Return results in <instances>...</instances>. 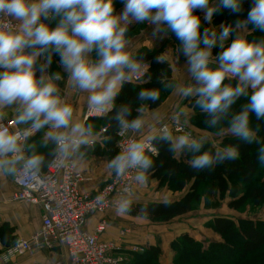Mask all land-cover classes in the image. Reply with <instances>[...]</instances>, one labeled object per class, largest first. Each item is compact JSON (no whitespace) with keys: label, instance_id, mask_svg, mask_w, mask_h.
<instances>
[{"label":"clouds","instance_id":"clouds-1","mask_svg":"<svg viewBox=\"0 0 264 264\" xmlns=\"http://www.w3.org/2000/svg\"><path fill=\"white\" fill-rule=\"evenodd\" d=\"M121 3L123 8L117 13L114 0H0V15L19 22L0 25V110L14 105L18 109L14 121L17 130L0 122V174H12L20 163L26 171L40 168L44 155L34 152L26 157L24 152L27 141L42 130H46L42 144L52 145L49 154L62 159L89 144L94 126L73 123V108L62 102L56 84L46 81L44 74L51 67L53 56H59V64L74 86L90 93L89 111L101 115L111 111L124 84L146 70L143 57L134 59L125 50V35L134 23L147 22L153 26L154 35L167 36L170 32L179 41L180 56L194 81V85L180 88L179 92L184 98H194V106L205 114L208 128L249 145L259 143L250 127V116L264 120V39L249 41L240 35V29L251 25L253 30L264 33V0H251L246 17L222 23L219 33L202 30V22L211 24L222 11L239 17L244 11V0H217L215 4L210 0ZM216 47L220 51L213 56ZM93 52L96 59L91 58ZM45 54V63H38V57ZM155 62L163 63L164 57H156ZM212 63L217 66L210 67ZM54 79L59 81L60 74L56 73ZM229 79L236 80L235 86L225 83ZM160 83L165 88L173 87L163 79ZM159 95L157 89H142L137 99L156 103ZM241 97H247L248 102L239 112L232 113V106ZM144 111L143 106L137 108L138 115L129 119L132 110L122 104L115 108L112 120L121 134L138 132L144 125ZM180 115L182 112L174 119ZM225 120L228 127H219ZM208 139L186 130L173 136L164 125L158 134L128 143L107 167L117 180L135 170V182L146 184L147 173L154 168L147 152L158 154L153 141L166 143L169 152L191 154L188 163L195 170H211L215 164L238 158L233 145L209 151ZM257 160L264 163V144L258 148ZM124 191L126 195L117 202L119 215L132 211L133 193L129 188ZM103 200V195L97 197L98 203ZM140 211L146 214L147 206Z\"/></svg>","mask_w":264,"mask_h":264},{"label":"trees","instance_id":"trees-1","mask_svg":"<svg viewBox=\"0 0 264 264\" xmlns=\"http://www.w3.org/2000/svg\"><path fill=\"white\" fill-rule=\"evenodd\" d=\"M250 2L251 0L246 1L244 11L239 17L231 15L226 11L217 13L214 16L215 23L219 25L222 23H234L236 19L245 18L250 7ZM249 27L252 30L246 37L249 41L264 39V33L253 30L251 25ZM201 29L203 30L202 27ZM171 38L180 47L179 41L176 40L173 34H171ZM219 51L220 49L218 47L214 48L213 56L217 55ZM163 52L164 47L155 49L144 47L135 54L134 59L143 57V62L148 64L146 74L138 81L131 80L124 84L111 111L102 116L89 117L86 120L85 123H91L94 126V133L100 132L103 127H106V132L101 134V142H95L93 146L82 147L81 151H83L84 155L108 156L112 159L118 154L116 147L118 129L112 120V116L115 114V108H118L122 104L129 106L132 110V117L129 118L131 119L138 115L137 108L144 107L145 111L142 114L143 116L145 112L161 106L167 99L175 86V81L172 78L170 63L166 59H164L163 63L155 62V58L161 57ZM180 59L183 60L184 57L181 55ZM216 66V63L210 64L212 68ZM149 77H151V80H149ZM161 79L167 83H171L173 87L165 88L160 83ZM225 83L235 86L236 80L229 79ZM142 89H157L160 94L159 100L156 103L138 100L137 94ZM193 101L194 98H185L183 102V105L194 111V114L189 118L191 124L193 123V125H197L208 131L216 130L206 126L205 114L198 107L194 106ZM247 102V97H241L232 106L231 112H239L241 107ZM222 126H228L227 120L222 121L219 127ZM250 127L256 133L259 143L249 145L232 135L224 136L217 145L208 141L206 148L209 151H215L217 147L222 148L226 145H233L239 153L237 159L226 160L223 163L215 164L211 170L192 169L188 163L191 154L182 155L169 152L166 143L153 141L158 154L155 156L148 154L154 161V168L147 173V182L150 183L155 180L157 181L158 189L166 187L170 191L184 192V194L178 199L168 201L132 202V211L129 213L134 216L146 218L152 222H169L192 212L196 205L202 201L203 195L207 191L210 198L216 197L217 195L221 197L226 191H229L231 200L228 205L235 210L242 209L248 203L263 205L264 163H260L257 160V155L258 148L261 144H264V120L258 121L254 114H252L250 116ZM172 134L174 135L175 133ZM26 151L28 156H31L27 144ZM39 152V154L44 155V162L40 168L45 170L53 158V155L49 154L52 152V145L41 149ZM240 185L244 186L245 189L240 191ZM143 206H147L146 214L140 211ZM207 226L219 234L223 238V241H199L189 232L181 233L177 235L173 242V246L177 251L174 259L175 264L180 260L179 258L191 259L194 256L205 264H264V220L254 221L250 218L236 220L231 217L219 215L209 219ZM17 239L15 228L9 223L0 222V241L2 245L9 247ZM206 243L207 245L204 246ZM2 251L3 249L0 248V254ZM143 251L136 254V260L134 262L127 261L121 264L160 263L159 258L162 251L159 246H145Z\"/></svg>","mask_w":264,"mask_h":264},{"label":"crops","instance_id":"crops-1","mask_svg":"<svg viewBox=\"0 0 264 264\" xmlns=\"http://www.w3.org/2000/svg\"><path fill=\"white\" fill-rule=\"evenodd\" d=\"M246 1L247 0H244V4ZM216 2L217 0H210L211 4H215ZM114 5L117 13L123 8L121 0H114ZM199 15H201V17L203 16L202 13H199ZM220 26L221 25L215 23L213 18L211 24H205L202 22L201 27L203 29L208 28L210 30H215L218 33ZM251 32L252 30L250 27L240 29V35L245 38ZM125 39L127 41L125 50L133 58L141 48L146 47L155 49L164 47L162 56L170 63L172 68V78L175 81V86L171 93L161 106L145 112L141 117L144 121V125L139 132L140 135H156V130L159 124L165 120L172 111L178 109L182 112L189 109L187 106L183 105L185 98L180 94L179 89L194 85V81L192 80L190 73L187 71L185 59H180L178 43L171 38L170 32L167 36H163L162 34L154 35L153 26H150L147 22L143 24L134 23L128 27ZM91 58L96 59L95 52L91 53ZM45 61L46 54L38 57V63L42 64L45 63ZM144 65L148 67L147 63H144ZM56 73H59L61 76L59 81L54 79ZM44 75L46 81L50 80L56 84L62 102L73 108V123H85V114L88 108V96L90 93L79 90L74 86L73 82L69 79L68 74L64 72L63 68L60 66L59 56H53V63ZM37 76H39V72L37 73ZM0 111L3 112L2 121L14 122L16 115L18 114V109L15 105L4 108ZM102 115L100 114L98 116ZM18 127L24 128L25 125H19ZM44 131L46 130L38 132L37 135L32 136L28 140L27 147L30 155L34 152L40 153L39 151L41 149L49 147V145L44 146L42 144ZM177 135L181 134L175 133L173 136ZM101 140L102 138L100 137L99 132H97L94 133V136L90 138L89 141L95 143L101 142ZM93 145L88 144L87 146ZM81 149L80 152H83ZM80 152L73 153L76 170L86 179L81 183L80 189L86 194L94 195L113 176V173L107 167L111 159L108 156L81 155ZM150 184L151 187H153L151 188L154 192L153 194H147V190L145 191L143 189V185L137 183L134 194L131 196L132 202L173 200L172 198H165L168 197L167 195L171 192L167 190V188L158 189L157 181L154 182L153 180ZM16 190L17 187L12 181V174H0V222L9 223L14 227L15 234L18 238H29L42 226V209L38 204L12 200V195ZM166 190L168 193L162 192ZM186 215L188 214L177 217L169 222L154 223L146 218L134 216L130 213L119 215L117 214L116 209H112L106 213H94L90 215L87 218L85 230L93 233L95 232L97 225L104 221L106 229L102 233L101 238L107 241H115L118 244L120 248L117 249L116 252L125 257L126 260L124 262H134L136 260V254H139V250H134L135 247L144 250L145 246H159L164 252L165 248L170 250V244H172V241L177 235L184 232L191 233L196 239H199V241H206L207 235L210 233L205 230L202 232L204 235L200 233L198 235L194 232L195 228L186 221H183L180 226H176L175 224L172 227L175 220ZM65 254V250L61 247L55 249L40 248L6 258V254H4L3 250L0 254V264H55L57 261L62 260L65 257ZM163 257L161 258V264H163Z\"/></svg>","mask_w":264,"mask_h":264},{"label":"built area","instance_id":"built-area-1","mask_svg":"<svg viewBox=\"0 0 264 264\" xmlns=\"http://www.w3.org/2000/svg\"><path fill=\"white\" fill-rule=\"evenodd\" d=\"M18 24L10 21L6 15H0V25ZM134 76L132 81L140 80L147 72ZM181 110H174L163 120L156 134L162 126L167 125L172 133L183 134L189 131L185 118L180 115L176 120L174 117ZM87 108L85 119L98 116ZM10 130H17L13 121H2ZM106 132V127L101 128L99 134ZM138 132L127 131L123 134L117 130L116 147L118 153L134 140L145 139ZM93 145V141H89ZM152 147L155 148L153 142ZM156 149V148H155ZM157 150V149H156ZM147 154L157 155L149 151ZM24 155L27 157L25 146ZM135 170L130 171L123 178L117 180L112 178L94 195L81 191L80 185L86 180L77 172L75 158L72 154L67 159L53 156L46 169L26 171L23 163L16 166L12 173V181L17 190L12 195V200L31 204H38L42 209V226L29 238H18L11 246L4 247L0 241V248L4 250L6 258L23 254L34 249H55L61 247L66 254L62 260L55 264H121L126 259L116 252L120 247L115 241L103 240L102 233L106 224L102 221L97 225L95 232L85 230L87 218L94 213H106L117 208V202L126 195L124 189L129 188L134 194L137 182L134 180ZM103 195L104 200L97 202V197ZM134 250H139L135 247Z\"/></svg>","mask_w":264,"mask_h":264},{"label":"rangeland","instance_id":"rangeland-1","mask_svg":"<svg viewBox=\"0 0 264 264\" xmlns=\"http://www.w3.org/2000/svg\"><path fill=\"white\" fill-rule=\"evenodd\" d=\"M182 114L185 118L186 121V125L187 128L189 130V132L192 133L193 136H203L206 135L208 136V141L212 142L214 145L219 144V142L222 140V138L224 136H228L230 134H224V135H218L217 134V130L214 131H208L206 129H203L197 125H193V123L191 124L190 121V116L194 114V111L192 109H187L182 111ZM187 119V120H186ZM223 128H227L228 126H222ZM154 182H156L154 180ZM241 190H244L245 187L240 185ZM153 187H151L150 183H146L143 184V189L146 191L147 190V194H153V190L151 189ZM166 188V187H164ZM168 190V189H167ZM166 191H162L165 193H168ZM144 191V192H145ZM170 191V190H169ZM171 193L169 195H167L168 197L165 198H178L181 197L184 192H174V191H170ZM238 194V193H237ZM231 200V194L229 191H226L221 197L218 195L216 197H212L210 198L208 195V191L206 193H204L202 201L199 202L195 209L190 212V214L188 213V215L178 218L177 220H175V222L173 223L172 227L176 224V226H180L181 223L183 221L188 222L191 226H193V228H195L194 232L196 234L199 235L202 234L204 235L202 232L203 231H208L210 234L207 235V242L209 241H223V238L217 234L212 228L209 229L208 225V221L209 219H212L216 216L219 215H223V216H227V217H231L234 218L236 220L240 219V218H250L254 221H259V220H264V204L263 205H256V204H252V203H248L245 207H243L240 210H235L229 207V202ZM154 223H163V222H154ZM171 227V228H172ZM206 228V229H205ZM196 235V236H198ZM177 237V236H176ZM176 239V238H175ZM175 239L172 241V244H170V250L168 248H165L164 252L162 251V254L159 258L160 263L161 264V258L162 259V263L163 264H175L174 263V259L175 256L177 254V251L175 250L174 246H173V242L175 241ZM199 240V239H197ZM186 244V243H183ZM187 246H190L188 244H186ZM206 244H204V246H206ZM144 252L141 248L139 249L138 253ZM177 262V264H205L203 262H201L199 260V258H196L195 256L192 257L191 259H181Z\"/></svg>","mask_w":264,"mask_h":264}]
</instances>
